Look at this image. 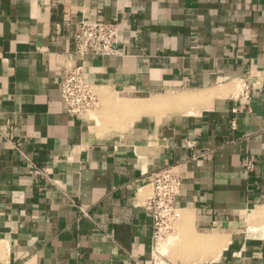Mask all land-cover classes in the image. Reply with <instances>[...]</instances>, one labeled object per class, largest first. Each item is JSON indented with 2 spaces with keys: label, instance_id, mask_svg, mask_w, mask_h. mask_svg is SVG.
<instances>
[{
  "label": "crops",
  "instance_id": "obj_1",
  "mask_svg": "<svg viewBox=\"0 0 264 264\" xmlns=\"http://www.w3.org/2000/svg\"><path fill=\"white\" fill-rule=\"evenodd\" d=\"M83 21L119 28L81 62L94 116L60 98ZM0 264H264V0H0Z\"/></svg>",
  "mask_w": 264,
  "mask_h": 264
},
{
  "label": "built area",
  "instance_id": "obj_2",
  "mask_svg": "<svg viewBox=\"0 0 264 264\" xmlns=\"http://www.w3.org/2000/svg\"><path fill=\"white\" fill-rule=\"evenodd\" d=\"M116 22H79L73 31V54L76 63L62 70L59 79L60 98L64 110L72 115H85L98 105L94 85L85 81L82 60L85 55H112L116 52L118 40ZM248 97V86L244 87ZM193 141H186V146H193ZM246 168L252 163L247 161ZM151 193L145 201V208L150 213L153 224V237L161 239L175 217L174 199L181 188V177L168 170L153 172L150 177Z\"/></svg>",
  "mask_w": 264,
  "mask_h": 264
},
{
  "label": "bare ground",
  "instance_id": "obj_3",
  "mask_svg": "<svg viewBox=\"0 0 264 264\" xmlns=\"http://www.w3.org/2000/svg\"><path fill=\"white\" fill-rule=\"evenodd\" d=\"M186 94V93H185ZM172 96V95H171ZM181 96V95H180ZM173 97H175V99H176V96H173ZM161 98H163V97H161ZM167 98V97H166ZM191 98H193V97H191ZM170 99V98H169ZM172 99V98H171ZM177 99H178V97H177ZM144 101H145V99H143ZM148 100V99H147ZM192 100V99H191ZM190 100V101H191ZM131 101V100H130ZM149 101V100H148ZM169 101V100H168ZM179 101V100H178ZM147 102V101H146ZM145 102V103H146ZM170 103H172L171 101H169ZM180 102H182L181 100H180ZM136 103V102H135ZM161 103H163V101L161 100V99H156L155 98V100H153V101H149V102H147L145 105H146V107H154V106H157V105H159V104H161ZM137 104H138V102H137ZM141 104V103H140ZM139 104V105H140ZM192 104V103H191ZM133 104L132 103H130V107L132 106ZM143 105H144V103H143ZM134 106V105H133ZM167 106H168V104H167ZM123 107V106H122ZM126 107H129V106H126ZM179 107V106H178ZM123 109V108H122ZM130 109H132V108H130ZM136 110V109H135ZM152 111V110H151ZM156 111H157V109H156ZM137 112H138V110H137ZM101 124V123H100ZM201 238V237H200ZM205 238V237H204ZM212 240V239H211ZM157 241V240H156ZM171 241V238L170 237H168V239H166L165 240V242L162 240V238L161 239H158V242H157V248H158V250H164V246L167 244V243H169ZM213 241V240H212ZM215 242V241H214ZM196 243V242H195ZM197 246H198V244H197ZM175 250V249H174ZM217 250V249H216ZM218 251V250H217ZM210 258V257H209Z\"/></svg>",
  "mask_w": 264,
  "mask_h": 264
},
{
  "label": "rangeland",
  "instance_id": "obj_4",
  "mask_svg": "<svg viewBox=\"0 0 264 264\" xmlns=\"http://www.w3.org/2000/svg\"><path fill=\"white\" fill-rule=\"evenodd\" d=\"M93 112H94V109H93V110H90V111H88V112H87L85 115H88V114L90 113V115H91V116H94Z\"/></svg>",
  "mask_w": 264,
  "mask_h": 264
}]
</instances>
